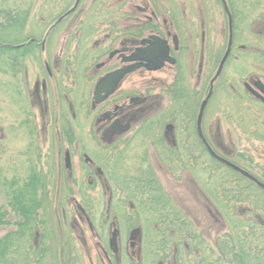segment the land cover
Instances as JSON below:
<instances>
[{"label": "flooded vegetation", "instance_id": "af4514ba", "mask_svg": "<svg viewBox=\"0 0 264 264\" xmlns=\"http://www.w3.org/2000/svg\"><path fill=\"white\" fill-rule=\"evenodd\" d=\"M89 1L90 8L81 10V0H74L39 42L28 37L22 44L23 56L33 50L44 56L53 30L64 27L52 62L38 64L40 75H32V90L24 69L32 111L25 112L26 144L33 151L24 154L31 156L24 160L29 175L9 182L6 205L0 206V232L8 231L0 236V264H142V230L150 229L156 232L146 235L150 262L156 257L158 264H175L172 229L198 231L204 213L218 222V212L206 205L186 170L198 161L188 154L189 143L222 165L212 148L217 127L208 139L199 109L194 120L182 109L188 52H198L200 44L203 59L214 49L203 15L196 14L198 30L190 31L186 13L174 16L171 0ZM218 1L228 43L215 75L231 54L232 28L246 19L234 0ZM213 82L204 99H210ZM242 86L264 108V76ZM176 102L180 109L172 111Z\"/></svg>", "mask_w": 264, "mask_h": 264}, {"label": "rangeland", "instance_id": "374dc122", "mask_svg": "<svg viewBox=\"0 0 264 264\" xmlns=\"http://www.w3.org/2000/svg\"><path fill=\"white\" fill-rule=\"evenodd\" d=\"M234 1L237 7L244 9L246 19L239 27L232 28L231 54L210 86L209 93L212 95L206 100L203 112L204 131L208 139H211L212 132L217 127L219 141L214 143L213 150L264 186V108L252 100L242 86L244 80L264 76V0ZM73 2L74 0H0V15L12 16L14 13L20 16V22L24 20L15 28L0 32L1 43L21 45L28 37L39 42L57 17L71 8ZM171 6L174 16H180L182 10L186 13L190 31L198 30L196 14L201 13L209 33L207 44L214 47L206 50L203 59L200 44L198 52H188L183 70L186 78L183 88L187 92V99L182 109L194 120L200 104L205 100L208 84L215 77L226 50L227 21L218 0H171ZM88 7L90 8V1L81 0V10ZM211 19L213 23L209 22ZM53 31L50 35L52 44L44 56L39 50L21 56L17 63L20 67H17L15 73L9 63L0 62V128L4 133V139L0 143L2 207L7 202L5 195L9 182L22 180L29 175V168L26 164L25 168L24 160L31 156L26 157L24 154L26 150L33 151L26 144L25 123L29 118L25 112L28 111L31 115L32 111L26 94L24 69L28 73L32 90V75L41 73L38 64L46 60L52 62L53 54L58 51L61 33L65 32L63 25ZM188 41L190 43L191 40ZM198 42V38L194 39L193 45ZM86 43L87 41L83 44ZM68 45L71 44L66 46ZM239 46H243L245 50H238ZM67 53V50L64 51L60 58L62 63L66 62ZM170 106L172 111L180 109L179 102ZM146 134L150 136L148 132ZM90 144L91 148L96 149L94 142ZM196 150L189 143L188 154L198 161L195 166L186 169L187 174L198 184L206 205L218 212V222L212 223L213 218L204 213L203 226L198 231L191 227L183 231L172 229L171 252L174 245L177 248L175 264H264V192L220 163L212 161L204 151L200 153ZM187 201L190 202L188 197ZM189 204L198 212L194 202ZM7 232L3 230L0 236ZM142 233L156 235L151 229L142 230ZM197 233L204 236L196 237ZM146 235L142 264H158L159 259L156 257L150 262L152 247H149L150 238L147 241ZM30 238H34L33 231ZM183 242L187 249L183 247ZM155 247L153 246V253ZM18 256L17 252V258Z\"/></svg>", "mask_w": 264, "mask_h": 264}, {"label": "trees", "instance_id": "16d2710c", "mask_svg": "<svg viewBox=\"0 0 264 264\" xmlns=\"http://www.w3.org/2000/svg\"><path fill=\"white\" fill-rule=\"evenodd\" d=\"M19 17V18H18ZM0 18L2 19V22L0 23V32L7 29L15 28L17 25L22 22H20L21 18L18 14L13 13L12 16L1 14ZM22 55V50L18 48H14V46L4 45L0 41V62L3 63H9L10 68L12 72H16L18 69L16 64L20 61V57ZM25 189V188H24Z\"/></svg>", "mask_w": 264, "mask_h": 264}, {"label": "water", "instance_id": "95a60500", "mask_svg": "<svg viewBox=\"0 0 264 264\" xmlns=\"http://www.w3.org/2000/svg\"><path fill=\"white\" fill-rule=\"evenodd\" d=\"M225 58H226V56H225ZM225 58H224V60H225ZM224 60L221 62V65H220V69H221V67H222V65H223V62H224ZM220 69H219V71H220ZM219 71L217 72V75L216 76H218L219 75ZM99 85H100V83H99ZM98 85V86H99ZM259 88V87H258ZM258 99H260V96L258 95V94H254ZM97 96V92L95 93V97ZM205 104H206V101L205 102H203L202 104H201V106H200V109H199V121H200V119H201V116H202V112H203V110H204V107H205ZM221 163H223V164H225V165H227L228 167H230L232 170H234V171H239L235 166H233V165H231V164H229V163H227V162H225V161H223V160H221V159H219V158H217ZM242 175H244V176H246L247 178H249L250 180H253L254 181V179L253 178H251L250 176H248L247 174H245V173H243V172H241V171H239ZM257 185L258 186H260L263 190H264V186H261L259 183H257Z\"/></svg>", "mask_w": 264, "mask_h": 264}]
</instances>
